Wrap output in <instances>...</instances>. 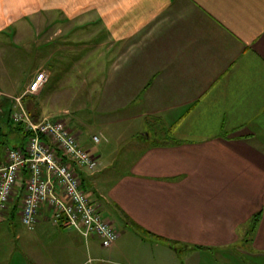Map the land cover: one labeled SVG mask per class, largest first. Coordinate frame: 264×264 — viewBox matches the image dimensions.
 Instances as JSON below:
<instances>
[{
    "label": "crops",
    "instance_id": "1",
    "mask_svg": "<svg viewBox=\"0 0 264 264\" xmlns=\"http://www.w3.org/2000/svg\"><path fill=\"white\" fill-rule=\"evenodd\" d=\"M92 5L86 22L103 34L84 57L109 46L97 108L58 118L97 156L98 172L77 171L119 236L104 246L46 204L30 229L17 195L0 219V264H264V0H92L73 13ZM3 16L0 34L17 26Z\"/></svg>",
    "mask_w": 264,
    "mask_h": 264
},
{
    "label": "rangeland",
    "instance_id": "2",
    "mask_svg": "<svg viewBox=\"0 0 264 264\" xmlns=\"http://www.w3.org/2000/svg\"><path fill=\"white\" fill-rule=\"evenodd\" d=\"M88 1L92 0H18L24 4L20 7L10 0H0V14L4 13L3 18L8 20L6 13L14 11V23L20 28L7 25V30L0 34V132L10 131L9 118L26 125V132L32 131L30 123L27 127L25 121H15L16 116L33 124L61 119L58 117L68 121L72 115L82 118L88 113L92 118L99 101L102 54L109 46L93 44L91 58L84 57L87 44L99 41L103 34V30L92 28L96 23L86 22L99 14L95 3L88 13L83 9L73 13V6L82 8ZM101 2L98 0V4ZM41 72H46L48 78L34 90L32 82ZM118 103L115 99L103 105L108 108ZM76 109L81 112L76 114ZM86 133L91 137L97 133L99 144L105 143L96 130L89 129ZM17 140L16 136L8 138L10 144L19 143ZM2 143L9 145L4 139L0 140V146Z\"/></svg>",
    "mask_w": 264,
    "mask_h": 264
},
{
    "label": "built area",
    "instance_id": "3",
    "mask_svg": "<svg viewBox=\"0 0 264 264\" xmlns=\"http://www.w3.org/2000/svg\"><path fill=\"white\" fill-rule=\"evenodd\" d=\"M45 73L41 72L32 82L34 90L43 86L48 78ZM14 119L25 121L27 127L30 123L32 133L24 146H6L5 161L0 163V219L19 195L22 222L30 229L35 228L39 209L46 204L56 224L74 229L86 238L97 236L104 246L115 242L118 230L104 219L100 203L89 198L77 171L84 168L91 174L98 172L97 156L63 119L37 124L27 122L25 117ZM93 138L100 140L98 135Z\"/></svg>",
    "mask_w": 264,
    "mask_h": 264
},
{
    "label": "trees",
    "instance_id": "4",
    "mask_svg": "<svg viewBox=\"0 0 264 264\" xmlns=\"http://www.w3.org/2000/svg\"><path fill=\"white\" fill-rule=\"evenodd\" d=\"M10 119V118H9ZM8 119V128H10V133H17V134H20L21 138H22V142L23 143H18L16 145H21V146H24V142H26L28 136L32 133V131L30 132H26V128L24 124H19V123H15V122H11V119L9 121ZM9 134H7L6 132H2V136H7ZM169 137V136H168ZM168 137H164V138H161V140L159 139V143H163L165 141L169 142V138ZM258 215L255 216L252 220H251V223L249 224L248 226V229H247V232H246V236H245V240H250V237L253 235V233L255 232V229L257 227V224L259 222L258 220Z\"/></svg>",
    "mask_w": 264,
    "mask_h": 264
}]
</instances>
